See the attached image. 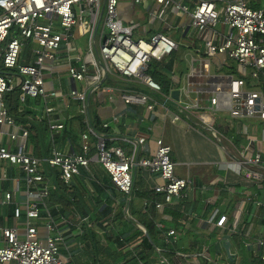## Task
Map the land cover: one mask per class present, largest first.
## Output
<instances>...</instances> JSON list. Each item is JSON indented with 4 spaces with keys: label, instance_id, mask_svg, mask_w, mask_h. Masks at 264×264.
<instances>
[{
    "label": "built area",
    "instance_id": "obj_1",
    "mask_svg": "<svg viewBox=\"0 0 264 264\" xmlns=\"http://www.w3.org/2000/svg\"><path fill=\"white\" fill-rule=\"evenodd\" d=\"M186 1L133 0L146 10L150 20L166 27L171 16L188 15L189 25L203 36L207 56L226 53L240 67L250 68L251 78L264 76V8L251 6L264 0H195L193 6ZM118 4L119 0H0V161L21 169L27 196L25 204L21 205L13 200V193H4L2 204L13 206L16 224L0 226V264H75L69 255H64L63 231L45 204V199L57 188L47 167L54 168L64 184H70L91 162L98 163L116 190L126 196L123 211L131 220L129 205L137 168L159 176L160 182L152 187L153 192L162 197L154 203L157 210H163L174 198L185 195L189 179L175 173L170 157L172 147L163 138L156 140L154 154L146 156L147 135L118 138L128 145L126 149L104 131L118 121L117 116L110 122H101L99 131L89 120L88 98L99 93L105 94L108 100L118 97L127 105L142 106L149 111L159 107L171 114V122L181 119L166 106L170 95L162 94L164 101H159L141 89L145 87L161 93L160 84L148 73L149 64L169 56L178 44L163 32H155L147 39L138 34L135 37L139 23H125L118 14ZM220 25L229 28L231 33L223 36L222 43H216L215 35L222 38L216 29ZM75 36L78 39L87 36V49L73 44ZM25 44H35L33 60L28 63L20 60L21 47ZM55 63H65L69 78L82 83V87L72 89L68 97L79 102L86 130L81 133L79 150L67 153L52 146L48 155L40 158L26 152L29 129L16 122L7 96L16 90L17 100L23 107L29 99L38 98L51 136L61 130L64 123L51 115L58 113L53 101L63 97V93L47 89L44 78L45 72H51ZM13 76L17 77L15 84ZM209 100L211 113L224 111L235 119L264 120L263 92L245 88L241 78L230 80L227 88H216ZM189 107L177 103L181 111H188ZM209 114L199 111L203 127L212 130L213 116ZM3 126L18 128L19 132L5 133ZM211 133L215 136L213 131ZM3 135L21 141L14 151L1 143ZM263 154L259 150L243 156L242 166L260 165ZM247 174L256 182L264 183L262 172L252 170ZM143 204H147V199ZM42 220L43 237L39 229ZM80 220L84 224L88 222L87 217ZM214 222L224 227L227 216L219 214ZM235 224L233 221V229ZM166 236L167 242L175 241V230L169 229ZM259 243L264 241L260 239ZM261 259L264 260V255Z\"/></svg>",
    "mask_w": 264,
    "mask_h": 264
},
{
    "label": "crops",
    "instance_id": "obj_2",
    "mask_svg": "<svg viewBox=\"0 0 264 264\" xmlns=\"http://www.w3.org/2000/svg\"><path fill=\"white\" fill-rule=\"evenodd\" d=\"M186 3L193 6L195 0H187ZM118 14L125 23L132 21L139 23V28L135 31L136 35L151 36L155 32H161L159 28H166L153 19L144 21L148 13L133 0H120ZM168 22L169 26L176 23L183 27V37L190 38L196 31L189 25L188 15L171 16ZM216 29L222 34V38L215 35L216 43H222L223 36L231 33V30L223 25ZM198 36L203 41L202 34L199 33ZM75 37L73 44H80L77 41L78 37ZM30 45L35 47V44ZM176 49L169 56L158 61L157 70L170 82L169 91L165 95H170L171 100L168 102L173 105V109L168 108L171 113L179 114L181 118L179 121L171 122V114H166L159 108L149 111L142 106H130L118 97L108 100L103 93L89 96V120L97 130H100L101 122H110L113 116H117L118 121L107 129L108 134L113 135L114 142L120 143L126 149L128 145L119 141L118 138L147 135L146 153H144L146 156L154 154L156 140L163 138L172 147L170 157L175 164V173L189 179L184 196L174 198L172 203L161 211L156 209V237L153 242L155 252L150 257V264H213L206 257L214 260V258L217 259L216 255L220 257L219 261L216 260L219 264H264V260L261 259L264 255V243H259L260 239L264 241V183L256 182L247 174L252 170L264 174V154L260 165L242 166L243 156L251 155L259 150L264 152V127L259 130L255 124L244 122L252 118L235 119L224 111L211 113L209 100L216 88H227L230 80L241 78L245 81V88H247L249 80L253 86L252 84L258 82V78H251L252 70L240 67L226 53L207 56L204 45L200 50L193 44L192 49L188 50L190 58L186 61L178 59ZM44 78L47 89L63 93V97L53 101L58 113H53L51 118H60L64 126L69 125L78 137L68 136L63 127L52 136L48 129L49 134L42 139L38 132L43 120H46L42 102L38 98L29 99L27 106L21 110L25 123L17 122L28 129L32 123L37 126L36 129H29L26 152L41 158L43 157L40 155L41 152L47 148L46 155H48L52 146L67 153L77 151L81 142V133L86 130V123L83 114L80 113L79 102L72 101L68 94L74 88L80 89L82 83L69 78L65 63L53 64L51 72L46 71ZM254 80L256 82L253 83ZM252 89L257 88L253 86ZM173 90L178 91L177 98L172 96ZM151 92L154 91L150 89ZM178 102L190 106V109L181 111L177 108ZM203 110L213 116L212 130L203 127L199 117V111ZM79 115L83 116V129L80 126ZM94 121H98L99 127L94 125ZM2 130L5 133L19 132L18 128L8 126H3ZM211 131L215 133V136ZM20 142L19 139L10 140L7 135H3L1 139V143L12 151ZM96 164L98 163H90L84 170L86 185L87 179L89 181L96 179L95 174L101 177L106 174L104 169L99 164L97 167ZM137 171H141L145 179V185L139 188L135 186ZM23 177L24 174L19 167L0 161V226L16 224L12 215L13 206L2 204V199L4 193L10 191L13 193L15 202L25 204L27 196ZM77 177L80 175L75 176L72 182H75ZM159 180L157 174H151L147 170L137 168L134 171L133 197L136 198V204L129 206L132 221L128 223H123L118 218L112 221V217L109 219V214L98 219L102 228L96 219L90 220V216H86L87 224L81 222L80 218L83 217L75 213L60 215L59 220L53 217L63 231L65 237L63 250L68 252L71 262L94 264L95 256L87 246L88 227L95 230L94 240L99 241L98 243L103 246L117 243L116 239L111 237L109 232L111 229L115 231V235L121 237L119 241L125 239L122 242L126 247L137 246L146 234L145 227L136 218L138 214L144 212V206H146L143 204L145 198L138 192H153L152 187ZM108 185L109 193L114 190L117 197H124L110 180ZM157 197L158 200H162L160 195ZM113 210H115L114 207ZM219 214L227 216L224 227H219L214 222V218H217ZM213 215H215L214 218H212ZM123 217L126 221L129 219L125 213ZM233 221L236 222L235 229L232 227ZM39 223L40 234L43 237L45 234L43 220ZM169 229L175 230V241L167 242L166 232ZM115 235L113 233V236ZM79 237L84 240L81 241L84 245L77 241ZM225 242L229 243L231 258L224 248ZM162 259L164 262L161 263Z\"/></svg>",
    "mask_w": 264,
    "mask_h": 264
},
{
    "label": "trees",
    "instance_id": "obj_3",
    "mask_svg": "<svg viewBox=\"0 0 264 264\" xmlns=\"http://www.w3.org/2000/svg\"><path fill=\"white\" fill-rule=\"evenodd\" d=\"M152 63V64H151ZM158 61L152 60L149 64L148 73L152 77L154 81H156L161 86V93L151 92L148 88L141 87L142 91L150 93V95L154 96L159 101H164L162 94H167L170 88L169 80L163 75V73L157 70ZM258 82L254 83L253 86L259 90H261L264 94V76L259 75ZM12 94H15L17 98V91L15 90L11 94L7 96L8 103L9 98ZM170 103V102H168ZM10 110L18 123H25L23 119V113L17 110V107L11 106V103L8 104ZM80 126L83 129V116L79 115ZM68 124V122H67ZM94 125L99 127L98 121H94ZM65 127V126H64ZM31 128H37L36 125L30 126ZM99 130V129H98ZM107 132V130H104ZM39 136L44 139L48 133V126L46 121L43 120L41 124V129L38 130ZM64 132L69 136L78 137L73 130H71L70 126L66 125L64 128ZM48 139V137H47ZM47 154V148H45L44 152H41V156H45ZM93 163V162H91ZM98 165V164H97ZM47 173L51 176L56 184V190L52 191L49 198V210L56 220H59L60 215H68L70 213L78 214L80 217H86L91 214L94 215V218L98 221L101 216L112 217V221L115 218L120 219L123 223H128L132 221L131 219H124L123 215V207L126 204V196L117 197L116 193L111 191L109 193L107 189H109L108 182L110 179L107 172L105 171V176H99L95 174L96 179H91V185L94 190L91 192L86 183L84 182L85 171L82 170V175L76 178L75 182H70V184H64L60 178L58 177L59 173L54 168H46ZM79 176V175H78ZM137 195V192H135ZM140 196L147 199V204L144 206V212L138 214L136 217L138 222L142 224L146 229V234L143 235L140 243L137 247H126L123 242L124 240L119 241V235H115V231L113 229L109 230L111 232V237L116 239L117 243H112L110 245H101L100 243L94 240L95 230L93 228L88 227L89 238L87 246L90 248L92 253L94 254V264H150V257L155 252L154 240L156 237V227H155V218H156V208L155 201L158 200L157 195L154 192H144L139 193ZM89 206V208H88ZM130 206V205H129ZM113 207L115 210H113ZM91 208V209H90ZM10 213V212H9ZM10 215V214H9ZM94 219V220H95ZM100 225V223L98 224ZM101 227V225H100ZM102 228V227H101ZM113 233L115 236H113ZM121 238V237H120ZM125 249V250H124Z\"/></svg>",
    "mask_w": 264,
    "mask_h": 264
},
{
    "label": "rangeland",
    "instance_id": "obj_4",
    "mask_svg": "<svg viewBox=\"0 0 264 264\" xmlns=\"http://www.w3.org/2000/svg\"><path fill=\"white\" fill-rule=\"evenodd\" d=\"M254 5L264 8V1L252 4L251 6H254ZM140 8H141V6H140ZM136 20H138V19H136ZM149 20H150V17H149L148 14H146L144 21L148 22ZM144 21H142V22H144ZM183 30H184V28L179 26L176 23H173L171 26L166 27V28H159V31H161L164 34L170 36L178 44V48L176 49L177 52H178V59L186 61L187 59L190 58V54L188 53V50L192 49V45L193 44L195 45L196 49H200V50L203 49V45L204 44H203V41L201 40V38L198 36L199 33H197V31L193 32L192 36L189 38V37H183V35H182L183 34ZM135 37H137V35H135ZM142 37L147 39L149 36L148 35H142ZM77 41L82 45V47H84V49H87V36H82ZM21 50H22L21 59H20L21 62L28 63L30 60H33V46L32 45L25 44L24 46L21 47ZM16 78H17L16 76L12 77L13 84H15V82L17 80ZM254 82H256V81L254 80L253 83ZM248 83H249V86L247 85L246 87L248 89H252L253 86H251V81L249 80ZM72 101H74V100H72ZM74 102H77V101H74ZM9 103H11V106L17 107L18 111H21V109L23 108V106L17 100L15 94H12L10 96ZM166 106L169 107L171 110L173 109V105H171L170 103H166ZM157 108H159V107H157ZM160 116H162V115H160ZM244 122L255 124L259 130L262 127H264V120H261V119L255 118V117L252 118V119H249V120L246 119ZM96 166L99 167V165H97V164H96ZM136 180H137L136 184H135L136 188L143 187L145 185V179L143 178L141 171H137ZM158 182H160V180ZM21 183L23 184V181ZM87 186L90 189V191L94 190L93 186L91 185V182L88 179H87ZM133 195H134V193H133ZM133 195H132V197H133ZM135 200H136V198L133 197V200L130 202V206H133V205L136 204ZM45 204H46L47 208L49 209L50 206L48 204V199H45ZM88 208H89V206H88ZM89 216L91 218L90 220L94 221V219H95L94 215L91 214ZM126 217H128V216H126ZM109 219H110V216H109ZM77 241L80 242V244H82L81 241H84V240H82V238L79 237L77 239ZM82 245H84V244H82ZM134 247H137V246H134ZM63 253H64V255L68 256V252L67 251L63 250ZM216 257H217V259L214 258V260H218L219 261L220 257L217 256V255H216Z\"/></svg>",
    "mask_w": 264,
    "mask_h": 264
},
{
    "label": "water",
    "instance_id": "obj_5",
    "mask_svg": "<svg viewBox=\"0 0 264 264\" xmlns=\"http://www.w3.org/2000/svg\"><path fill=\"white\" fill-rule=\"evenodd\" d=\"M172 96L177 98L178 97V91L177 90H173ZM224 248H225L226 252L228 253V256L231 258V254L229 252V243L228 242L224 243Z\"/></svg>",
    "mask_w": 264,
    "mask_h": 264
}]
</instances>
